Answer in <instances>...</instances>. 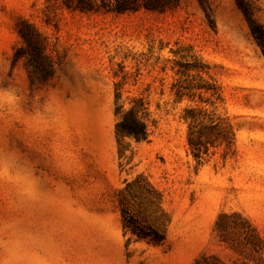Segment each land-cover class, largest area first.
<instances>
[{
    "label": "rangeland",
    "instance_id": "rangeland-1",
    "mask_svg": "<svg viewBox=\"0 0 264 264\" xmlns=\"http://www.w3.org/2000/svg\"><path fill=\"white\" fill-rule=\"evenodd\" d=\"M159 1L0 0V264H264V57L236 0ZM244 1L264 24V0ZM194 61L212 104L170 91ZM139 97L148 138H117V106ZM189 105L229 146L193 156Z\"/></svg>",
    "mask_w": 264,
    "mask_h": 264
},
{
    "label": "trees",
    "instance_id": "trees-1",
    "mask_svg": "<svg viewBox=\"0 0 264 264\" xmlns=\"http://www.w3.org/2000/svg\"><path fill=\"white\" fill-rule=\"evenodd\" d=\"M61 3L72 11L79 12H97L112 11L115 13H123L126 11H134L141 7L147 10H162L164 5L159 0H113L104 3L103 0H60ZM238 6L243 12L249 31L258 45L261 54L264 57V24L256 21L249 5L244 0H236ZM17 31L29 49V55L35 60L38 56L37 45L40 37L38 33L28 24L24 23V28L18 27ZM196 69L195 74L189 73V68L177 71L180 76L170 85V91L174 98L179 101L184 96L192 99L194 95H201L197 89L203 92L209 91V96L204 100L213 103L212 98L220 99L219 88L212 81H207L201 77L200 72L204 71L205 65L197 64L196 61L191 63ZM199 80L202 85H195V80ZM211 79V77H210ZM121 96L118 86L115 87V100ZM122 104L117 106L120 114L119 119L115 123V135L117 138L131 136L136 140H146L149 135L148 121L149 112L147 102L139 97L133 98L131 105L127 109L122 108ZM185 116L190 119L187 144L194 157L200 158L202 154H206L209 145H212L216 139L225 141L229 146L230 139L222 133L217 122H214L210 113L196 106H187L185 108ZM252 230H254L252 228Z\"/></svg>",
    "mask_w": 264,
    "mask_h": 264
}]
</instances>
